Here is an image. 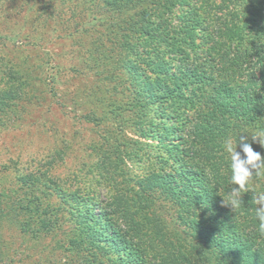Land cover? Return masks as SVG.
<instances>
[{"label": "trees", "instance_id": "16d2710c", "mask_svg": "<svg viewBox=\"0 0 264 264\" xmlns=\"http://www.w3.org/2000/svg\"><path fill=\"white\" fill-rule=\"evenodd\" d=\"M72 2L70 36L98 33L107 21L125 38L120 51L96 40L88 56L124 67L129 100L92 102L100 114L90 110L86 119L129 112L136 136L112 154L121 163L133 154L142 169L126 175L115 167L125 185L97 211L91 197L75 199L42 174L1 175L0 264H42L48 248L60 254L58 264H264L253 199L264 177L253 178L238 209L222 203L235 187L224 142L252 143L264 131V0ZM147 146L156 152L142 155ZM252 147L264 158V148ZM165 205L175 208L170 223ZM18 252L26 253L16 259Z\"/></svg>", "mask_w": 264, "mask_h": 264}, {"label": "rangeland", "instance_id": "374dc122", "mask_svg": "<svg viewBox=\"0 0 264 264\" xmlns=\"http://www.w3.org/2000/svg\"><path fill=\"white\" fill-rule=\"evenodd\" d=\"M72 1L0 0V176L42 174L71 190L75 199L91 197L97 211L125 185L115 167L126 175L142 168L133 154L123 163L112 154L116 143L136 136L128 125L129 112L86 119L90 110L100 114V104L92 102L129 100V92L121 90L123 79L130 77L124 67L111 61L102 67L105 60L98 65L95 56H88L96 40L117 51L125 38L111 33L107 21L99 23L98 33L70 36L77 19ZM124 55L135 61L133 54L122 53L121 59ZM137 63L146 71L144 62ZM148 150L156 152L147 146L142 155ZM74 198L65 197L67 203ZM164 207L170 223L175 208ZM25 253L18 252L16 259ZM41 255L42 264L60 261L56 250L44 249ZM29 259L18 264H33ZM105 263L112 260L105 258Z\"/></svg>", "mask_w": 264, "mask_h": 264}, {"label": "clouds", "instance_id": "9594fccd", "mask_svg": "<svg viewBox=\"0 0 264 264\" xmlns=\"http://www.w3.org/2000/svg\"><path fill=\"white\" fill-rule=\"evenodd\" d=\"M251 141L264 148V131H257L251 135ZM238 143L241 149L239 152ZM252 143H249L244 136H240L239 142L235 144L231 138L224 142V151L231 161V183L235 187H232L228 193L227 202L223 199L222 203L231 206L232 210L238 209L243 203V195L252 188L253 178L264 177V158L260 152L254 151ZM253 199L256 205L254 211L255 219L258 221V231L264 235V191L255 194Z\"/></svg>", "mask_w": 264, "mask_h": 264}]
</instances>
